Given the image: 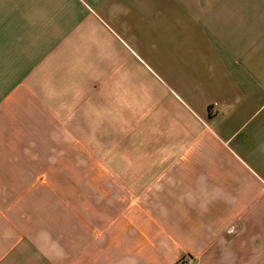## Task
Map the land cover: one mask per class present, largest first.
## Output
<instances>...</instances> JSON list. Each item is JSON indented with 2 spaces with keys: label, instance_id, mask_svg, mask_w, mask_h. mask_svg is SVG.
I'll list each match as a JSON object with an SVG mask.
<instances>
[{
  "label": "crops",
  "instance_id": "crops-1",
  "mask_svg": "<svg viewBox=\"0 0 264 264\" xmlns=\"http://www.w3.org/2000/svg\"><path fill=\"white\" fill-rule=\"evenodd\" d=\"M29 1L0 0V264H264V0Z\"/></svg>",
  "mask_w": 264,
  "mask_h": 264
},
{
  "label": "rangeland",
  "instance_id": "rangeland-1",
  "mask_svg": "<svg viewBox=\"0 0 264 264\" xmlns=\"http://www.w3.org/2000/svg\"><path fill=\"white\" fill-rule=\"evenodd\" d=\"M8 1H11V2L13 3L14 0H8ZM29 3H30L29 0H23V4H24V6H25V5H28ZM60 195H61V194H60ZM187 256H190V257L192 258V260H191V261H192L191 264H194L195 258H194V256H192V255H190V254L183 255L181 258H179V259L177 260L176 264H178V262H179L182 258H185V257H187Z\"/></svg>",
  "mask_w": 264,
  "mask_h": 264
},
{
  "label": "built area",
  "instance_id": "built-area-1",
  "mask_svg": "<svg viewBox=\"0 0 264 264\" xmlns=\"http://www.w3.org/2000/svg\"><path fill=\"white\" fill-rule=\"evenodd\" d=\"M192 260V258L190 257V256H187V257H185V258H182L179 262H178V264H191V261Z\"/></svg>",
  "mask_w": 264,
  "mask_h": 264
}]
</instances>
